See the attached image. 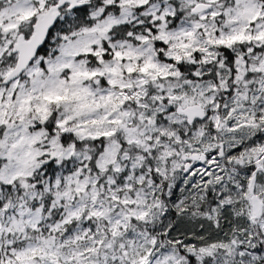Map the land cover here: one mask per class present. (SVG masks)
<instances>
[{"label":"snow or ice","instance_id":"6c2138e0","mask_svg":"<svg viewBox=\"0 0 264 264\" xmlns=\"http://www.w3.org/2000/svg\"><path fill=\"white\" fill-rule=\"evenodd\" d=\"M0 264H264V0H0Z\"/></svg>","mask_w":264,"mask_h":264}]
</instances>
